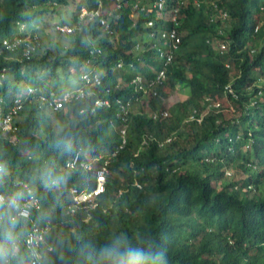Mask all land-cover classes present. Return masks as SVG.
<instances>
[{
	"label": "trees",
	"instance_id": "trees-1",
	"mask_svg": "<svg viewBox=\"0 0 264 264\" xmlns=\"http://www.w3.org/2000/svg\"><path fill=\"white\" fill-rule=\"evenodd\" d=\"M153 1L71 0L73 30H56L63 19L54 24L71 44L63 53L51 47L40 53L27 24L59 13L69 0H0V97L7 108L26 84L39 88L23 100L11 131L0 130V191L8 199L0 203V248L14 243L10 264L27 262L30 224L9 200L29 195L40 202L30 218L50 225L42 264H92L102 246L121 237L150 252L153 264H264V0H219L228 14L223 35L206 3L164 0L161 14L179 8L181 40L166 77L145 94L130 80L138 71L153 78L159 68L155 37L165 22L156 18V6L146 10ZM5 37L33 41L29 59L24 41L6 48ZM216 39L226 42L224 50L214 48ZM82 72L99 83L91 77L85 84ZM77 76L83 96L59 110L39 102V94L71 90L61 81ZM177 85L189 95L162 116ZM207 97L211 106L202 114ZM96 98L109 105L95 106ZM225 99L230 117L220 110ZM122 102L130 103L124 120ZM46 110L53 123L45 124ZM76 154L78 162L68 167ZM102 165L94 206L68 213L70 189L92 190Z\"/></svg>",
	"mask_w": 264,
	"mask_h": 264
},
{
	"label": "built area",
	"instance_id": "built-area-1",
	"mask_svg": "<svg viewBox=\"0 0 264 264\" xmlns=\"http://www.w3.org/2000/svg\"><path fill=\"white\" fill-rule=\"evenodd\" d=\"M163 1L164 0H157L153 1L150 5L146 3V10L152 11V9L156 6V18L161 19L164 23V27L160 29L157 37H155V48L157 52V57L159 61V68L155 72V76L149 79H143V76L140 71L135 73V75L131 78L130 84L136 91H141L142 93L148 94L149 91L157 84H160L162 80L166 77L167 68L171 65L173 56L175 52L179 48L180 44V34L178 33L177 26H178V6H174L173 8L166 11L164 14H161L163 10ZM140 6V8H144V5L138 4L137 2L134 3V7ZM85 13L83 8L80 9L79 15L82 16ZM96 14H99V11H96ZM226 14L223 12L222 17L224 18ZM99 22L109 33L111 32L108 30V24L102 15L99 17ZM151 21L148 22L150 24ZM168 22V23H167ZM56 30L60 32H71L73 28L68 23H59L55 26ZM2 44L5 45L6 48H11L16 44H20L24 41L25 46L22 51V55L25 59H29L32 50L34 49L33 41L29 39H23L18 37H14L13 40L5 37L2 38ZM11 41V42H10ZM135 48H139V44L135 45ZM225 48V43L219 42L218 49L222 51ZM132 65V64H130ZM118 66L120 64L118 63ZM3 76V74H1ZM79 77H81L84 83H88L92 78V82L99 83V80L96 78L95 75L91 76L90 73L82 72L80 73ZM84 85L76 86L71 90L64 91L62 93H54L53 91H49L47 94H39L38 100L41 104H45L47 108L51 110H59L62 108L68 101L71 99H75L77 97L83 96ZM30 84H26L23 88L22 95L16 96L12 99V102L8 104V107L5 106V101L0 97V130L1 133H6L11 131L13 118L16 116L18 111L22 107V102L24 99H27L35 90H38ZM231 92V89H229ZM212 98H205V101L209 102L207 107L209 108L211 105ZM95 106H108V100L106 98H96L94 100ZM130 106L129 102H122L120 104V115L122 118L127 114L128 108ZM215 107L218 106V103L214 104ZM194 112V111H193ZM167 110H163L161 112L162 116H167ZM193 114V113H192ZM192 114H190V119L192 118ZM125 118H123L124 120ZM198 121L200 119H197ZM121 133L124 135V130H121ZM11 140V139H10ZM170 137H167L165 142H168ZM124 142V139L121 143ZM78 154H76L73 159L68 163V167L72 168L78 162ZM88 164H84L87 166ZM1 169V165H0ZM105 166L102 165L98 169L95 170V178H96V185L92 190H87L86 188L78 189L72 187L69 191V201L66 205V210L68 213H74L80 207L86 206L89 204L90 207L94 206L92 203L93 196L99 194L103 190V184L105 180ZM8 201L7 197L0 191V203H6ZM10 203L17 205L18 209L16 212L17 216L27 218L29 220V229L26 233V236L23 240L24 245L28 251V259L26 264H42L43 256H44V243H45V235L50 229V225L48 222L45 223H37L36 221L30 218L31 210H37L40 208L39 199L34 197L33 195H29L22 200L10 198Z\"/></svg>",
	"mask_w": 264,
	"mask_h": 264
},
{
	"label": "rangeland",
	"instance_id": "rangeland-1",
	"mask_svg": "<svg viewBox=\"0 0 264 264\" xmlns=\"http://www.w3.org/2000/svg\"><path fill=\"white\" fill-rule=\"evenodd\" d=\"M69 4L65 5L63 7H59V13H55V14H51L47 15L43 20L39 21V22H35L32 24H27V30H31L30 32L35 33L36 35H38V38L40 40V46L41 48L39 49V52L41 53L45 48V47H51L53 49L58 50V52L63 53L65 48L69 46V44H71V35H64V34H58L56 32V30L54 29V24H57L58 21L60 20H65L66 23L69 22L70 20V15L71 13L75 10V5L71 2V0H69ZM20 28H22V26H20ZM78 76L76 77V79H72L69 82L68 79H65L63 81H61V84L64 83L68 85V87L70 88H74V86H76V83L78 82ZM46 80H50L48 77H46ZM122 80V79H121ZM189 95V90L187 88H181L180 86H175L174 90L169 91L167 98L165 99V108L167 110V108L169 106H171L174 103H179L181 101H184ZM231 103L226 101V99L223 101V103H221V111L224 113V115L226 117H230L233 113V108L230 105ZM219 108V107H218ZM209 108L206 107L203 111L202 114H204ZM168 112V111H167ZM45 124L48 123H53L54 122V116L51 115V112L49 110L45 111ZM233 173V171H232ZM231 176V170L226 171L225 173V179H230ZM18 178L15 177V181ZM224 179V181H225ZM219 182H223V180L221 179L220 181H218V183L216 184V186L219 185ZM214 182L212 181V184Z\"/></svg>",
	"mask_w": 264,
	"mask_h": 264
},
{
	"label": "clouds",
	"instance_id": "clouds-1",
	"mask_svg": "<svg viewBox=\"0 0 264 264\" xmlns=\"http://www.w3.org/2000/svg\"><path fill=\"white\" fill-rule=\"evenodd\" d=\"M218 1L219 0H195L194 5L198 7L201 6L203 2L206 3L209 9L210 22H219L217 34L223 35L226 30L228 14L218 7ZM223 12L226 14L224 18L222 17ZM219 42H223L226 45L225 41L216 39L213 44L214 48L218 49ZM16 251L14 243L13 246L9 248H0V264H10L11 259L16 255ZM158 256L162 258L163 254L160 253ZM88 260H92V254H89ZM92 264H153V257L150 252H146L139 246H131L126 239L121 237L113 241L110 245L102 246L96 254V259Z\"/></svg>",
	"mask_w": 264,
	"mask_h": 264
}]
</instances>
